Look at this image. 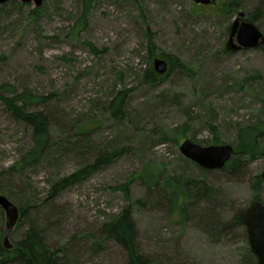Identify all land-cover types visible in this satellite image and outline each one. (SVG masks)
Instances as JSON below:
<instances>
[{
  "label": "rangeland",
  "instance_id": "1",
  "mask_svg": "<svg viewBox=\"0 0 264 264\" xmlns=\"http://www.w3.org/2000/svg\"><path fill=\"white\" fill-rule=\"evenodd\" d=\"M19 4H0V193L26 210L10 244L23 239L33 221L52 249L67 248L79 264H127L129 252L104 239L101 228L129 209L135 251L152 264H258L248 253L246 228L223 226L255 202L252 182L264 172V155L228 173L201 168L180 147L186 139L209 147L217 138L235 149L239 128L264 122V47L228 49L240 13L248 21L255 16L264 33V0H217L200 12L192 0H91L80 37L72 30L82 0H43L37 15L34 4ZM163 54L187 71L176 68L157 85L145 83L149 65L167 61ZM123 90L127 113L119 121L108 106ZM25 92L47 99L31 110L49 117L55 146L34 169L15 173L12 166L32 147V129L12 116L1 96ZM75 123L83 124L84 136ZM182 126L187 138L176 144L173 130ZM122 148L127 153L112 164L50 198L60 178L92 164L101 151ZM150 164L163 170L151 189L137 178ZM169 176L207 181L211 200L188 203L184 220L163 190ZM127 183L129 199L118 189ZM5 226L0 208L1 242Z\"/></svg>",
  "mask_w": 264,
  "mask_h": 264
},
{
  "label": "trees",
  "instance_id": "2",
  "mask_svg": "<svg viewBox=\"0 0 264 264\" xmlns=\"http://www.w3.org/2000/svg\"><path fill=\"white\" fill-rule=\"evenodd\" d=\"M84 4V10L76 22L73 33L79 35L87 29L89 25V15L91 11V0H82ZM16 3V2H12ZM26 6L28 4H19ZM195 12H200L202 6L195 4ZM230 5H224L225 11L228 10ZM40 8L32 10V15H37ZM230 10V9H229ZM252 23L256 22L255 16H250ZM230 30V29H229ZM92 51L96 52V48L93 44L87 43ZM151 52L155 50V47L150 45ZM264 49V48H263ZM154 54L151 53V57ZM166 58L169 64V70L165 76L158 75L152 65L150 64L144 74V81L150 85H157L164 79H166L171 71L178 68L180 70H186V68L178 59L166 57L164 54L161 56ZM5 89L8 86H3ZM115 88V87H114ZM12 93H15L12 90ZM2 101L5 104L7 110L12 116L27 125L32 129V147L24 153L17 163H15L11 171L15 173H24L27 170L34 169L41 160L49 157L50 151L54 148L50 134V119L42 111H32L33 106H38L44 103L46 98H36L31 93L25 92L22 94H16L11 97L1 96ZM128 103V91L123 90L118 92L110 102L108 109L112 117L119 121L126 119ZM83 123V122H80ZM83 124L75 123L74 127L80 128L78 131L79 136H84ZM214 133L216 128L211 127ZM188 127L182 126L173 130L175 134V143L181 144L187 136ZM217 137L218 134L216 133ZM166 137H163L162 142L167 141ZM264 140V122H260L257 125H247L241 127L238 130V145L235 148L234 154L230 162L224 167L222 171L234 173L238 170L239 166L244 159H255L264 155V147L262 141ZM216 145L219 144V140L216 138ZM127 153V149L122 148L114 152L101 151L98 154L97 159L90 165L82 167L75 173L60 178L56 183L53 184L50 191V198L54 199L58 197L63 191L73 186L78 185L92 175L95 171L101 169L104 166L112 164L118 157ZM163 170L159 166L150 164L145 166L143 171L138 175L137 178L142 180L149 189L156 187L160 184ZM130 183H127L118 189L123 191L125 196L129 199L130 195ZM163 190L168 192V202L171 205L172 211H177L179 216L184 220L186 218V206L188 203H199L207 202L211 200L214 189L208 185L207 181L194 180L186 176H169L164 179ZM263 181L260 176L256 177L252 182V189L255 196V202H263L262 196ZM4 191L3 186L0 184V192ZM254 202V203H255ZM141 203V202H140ZM26 210H21L20 214L24 218ZM245 211L239 212L235 215L234 219L230 223L224 224V228L238 229L245 227L244 224ZM30 227L25 234V237L21 239L12 249L7 250L3 242L0 241V264H79L76 259L71 258L69 250L66 248L54 250L46 242L43 232L37 227L36 223L30 221ZM102 236L104 239H111L118 245L122 246L129 252V260L127 264H152L149 258L136 253L134 248V236H135V225L131 216V211L125 209L122 213L112 217L110 220L105 222L101 228ZM103 240V239H102ZM98 245V244H96ZM99 247L102 245L99 243ZM248 253L255 260L257 258L252 255L248 249Z\"/></svg>",
  "mask_w": 264,
  "mask_h": 264
},
{
  "label": "water",
  "instance_id": "3",
  "mask_svg": "<svg viewBox=\"0 0 264 264\" xmlns=\"http://www.w3.org/2000/svg\"><path fill=\"white\" fill-rule=\"evenodd\" d=\"M192 1L199 6H211L217 2V0ZM9 2L32 3L39 8L42 6L43 0H0V4ZM262 47H264V33L254 23L246 20L243 13H240L230 28L228 49L232 52H240ZM153 67L160 76H165L169 70L168 62L161 58L154 60ZM180 151L185 158L203 169L221 171L232 159L235 149L226 144L203 147L186 139L182 143ZM261 179L264 182V172ZM0 208L6 216L3 244L7 250H10L12 249L10 236L21 218L20 209L1 193ZM244 224L251 252L257 258L258 264H264V203L255 202L248 208L244 214Z\"/></svg>",
  "mask_w": 264,
  "mask_h": 264
}]
</instances>
